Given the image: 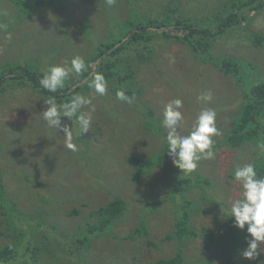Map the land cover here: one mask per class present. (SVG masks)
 Wrapping results in <instances>:
<instances>
[{"label":"rangeland","instance_id":"1","mask_svg":"<svg viewBox=\"0 0 264 264\" xmlns=\"http://www.w3.org/2000/svg\"><path fill=\"white\" fill-rule=\"evenodd\" d=\"M227 1L115 0L109 6L106 0H57L55 6L30 8V16L19 23L16 16L20 7L13 0H0V24H7L13 37L7 41L0 31V66L26 62L44 72L65 59L79 56L86 60L98 42L122 35L127 22L165 14L169 3L191 22L214 29L220 16L217 11L224 10ZM253 34L264 38V8L251 13L241 26L227 28L210 41L208 55L240 62L241 84L234 75L218 70L207 57L195 55L173 39L158 36L145 48L136 46L143 49L137 61L129 48L119 56L118 70L121 75L125 70L132 72L134 103L112 97L109 87L107 95L96 96L92 124L83 140L79 141L77 126L72 122L76 152L66 147L63 132L49 128L42 118L44 100L49 97L31 87L14 88L10 80L4 84L0 89L4 90L0 95V190L6 201L22 209L23 217L34 219L30 224L45 223L40 227L27 225V238L33 235L40 239L49 231L50 223L58 225L66 236L78 234L83 239L87 223L96 220L91 212L115 197L125 202L123 213L110 230L98 237L88 236V246L80 248L77 241L70 240L63 241L67 250L62 245L56 248V236L44 235L34 249L40 254L38 264H61L63 256V264H69L68 250L82 254L84 261L80 264H156L173 256L179 243L167 238L175 222L171 183L187 176L207 179L211 186H192L184 193L198 211L190 222L196 237L183 240V264H264V254L257 260L242 257L247 226L244 230L234 227V217H228L227 211L240 193L234 181L235 168L256 163L262 149L257 141L246 142L238 150L226 144L227 133L241 111L243 95L264 79V43L257 46ZM208 91L212 101L198 102L197 97ZM175 98L183 101L179 134L192 131L203 108L216 112L220 132L214 137L220 144L214 148L215 159L201 160L189 175L172 165L164 140L167 130L161 126L164 107ZM62 119L71 126L67 118ZM130 156H159V163L140 181H134L135 168L126 161ZM74 210L77 215L70 213ZM202 228L214 233L215 243L208 251L204 249ZM58 229L51 232L58 234ZM235 235L239 239L233 238ZM5 242L9 239L0 236V245Z\"/></svg>","mask_w":264,"mask_h":264},{"label":"trees","instance_id":"2","mask_svg":"<svg viewBox=\"0 0 264 264\" xmlns=\"http://www.w3.org/2000/svg\"><path fill=\"white\" fill-rule=\"evenodd\" d=\"M13 1L20 7L19 15L17 14L18 16H16L19 23L27 20L26 18L30 16V8L36 7L39 4L43 6H55L57 3V0H35V4L30 3V0ZM124 1L127 2L129 0ZM169 5V8H166L165 14L148 17L145 20L137 19L138 21L136 22H127L122 29L123 31L121 30L122 35L108 39L107 41L98 42L94 53L85 60L88 70L78 79L74 78L66 81L65 88L58 90L55 94L49 93L40 87L39 80L43 75V71L38 70V66L26 62L24 64L17 63L9 66H0V89L5 87L4 84L10 80V86L14 88L22 86L31 87L45 97L55 96L56 102L59 104L69 100L72 95H83L84 92L89 91L90 89L83 81L88 79L93 71H96L102 73L107 79L112 97H115V92L118 89H124L129 96H132L134 94V90L130 88L132 72L125 70L124 75H121L118 70V58L130 48L132 52H135V56H137L136 61L141 59L140 56L143 49L136 48V46L139 45V47L145 48L151 40L158 36L173 39L177 43L189 47L195 55L207 57L218 70L224 74L234 75L238 83H240L242 81L240 62L234 58H214L208 55L210 41L223 34L227 28L232 29L247 22L250 19L251 13L256 14L264 8V0H228L223 6L224 10L219 8L220 11H217V14H220V16L217 17L218 20L214 29H211V27H201L191 22L189 18L178 13L179 8L172 6L171 3ZM253 41L257 46H261L264 43V38L253 34ZM3 91L0 90V95ZM148 124L153 127L149 120ZM77 133L80 135L79 141L83 140L84 133L80 134L78 130ZM250 141H257L262 144L260 155L256 163L254 162V165L258 177L264 178V79L254 83L250 90L245 92L237 121L226 136V144L233 150H238L246 142ZM219 145L215 143L214 148H217ZM126 161L135 168L132 179L140 181L145 174L159 163V156H130ZM175 180L171 183L172 190L170 189V198L175 209H173L175 215L174 230L167 235V238L176 240L179 243V248L176 254L166 259H161L156 264L184 263L182 254L183 243L197 235L195 230L191 228L190 222L191 217L198 211L197 205L193 202H188L185 199L184 193L192 186L200 187L202 185V189H208L211 186L209 180L199 176H196L194 179L187 176L177 181ZM181 186H185V188L180 189ZM167 197L163 201L167 200ZM7 199V197L2 195V190H0V228L4 227L0 230V236L9 239V242L0 245V264H38L40 254L36 253L34 249H37L39 242H43L44 235L56 236L53 240L55 247L58 248L62 245L64 250L67 249L63 241L69 242L70 240H75L78 243V247L88 246V238L90 236L98 237L104 232L106 234L113 225L114 220L123 213L125 208L124 200L115 197L113 201L104 207L97 208L91 212L92 216L96 217V220L94 223H87L83 239L78 234L66 236L63 231L58 229V225L50 223H48L49 231L45 232L40 239H37L33 235L27 238V225L40 227L45 225V223L41 225H37V223L36 225L30 224L34 219L30 221V218L27 217L31 216L23 217L22 209L16 203L10 200L6 201ZM70 213L77 215L78 211L74 210ZM56 228L58 229V234L51 232L52 229ZM140 230V228H137L136 231ZM201 235L204 249L210 250L215 243L213 231L208 228H202ZM235 236L233 238L239 239V236ZM183 240L185 241L183 242ZM244 243L246 244V240H244ZM149 244L154 245L152 242H149ZM66 253V255H69V264H80L82 260L84 261L82 254L80 255L78 250H68ZM53 257L55 259L59 258L56 254H53ZM25 259H27V262L22 263L25 262L23 261ZM64 261L65 256L61 260V264Z\"/></svg>","mask_w":264,"mask_h":264},{"label":"clouds","instance_id":"3","mask_svg":"<svg viewBox=\"0 0 264 264\" xmlns=\"http://www.w3.org/2000/svg\"><path fill=\"white\" fill-rule=\"evenodd\" d=\"M106 2L111 6L115 0H106ZM7 29V24H0V31L5 33V40L11 41L12 33ZM87 70L88 66L82 57L65 59L61 64L50 65L44 70L39 84L42 89L55 94L65 88L66 81L71 78L78 79ZM83 83L91 90L89 95L75 94L59 104L55 96H51L44 100L46 108L41 113L49 128L63 132L65 145L73 152L78 150V146L73 143L72 122L75 121L80 134L87 133L96 110L92 101L96 96L102 97L108 93V81L100 72L93 71ZM115 97L129 105L135 100V97L129 96L124 89L116 90ZM212 98V93L208 91L199 95L197 100L209 103ZM85 107L88 108L87 111L84 110ZM182 108L183 101L180 98L169 101L164 107L161 126L167 130L164 140L172 165L183 175H189L197 169L201 160L215 159L214 137L219 136L220 132L216 126V112L210 108H203L193 122L192 131L188 135L179 134L178 128L183 120L180 111ZM62 118H67L71 126ZM233 176L240 193L227 209L228 217H234L233 226L240 230H244L247 226V246L241 253L242 257L257 260L264 254V178L258 177L253 163L237 166Z\"/></svg>","mask_w":264,"mask_h":264}]
</instances>
